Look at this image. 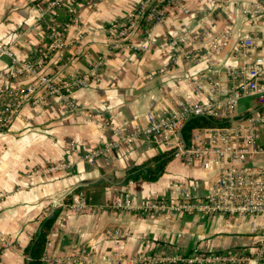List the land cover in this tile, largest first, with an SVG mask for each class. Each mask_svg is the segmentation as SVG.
Wrapping results in <instances>:
<instances>
[{
    "label": "crops",
    "instance_id": "1",
    "mask_svg": "<svg viewBox=\"0 0 264 264\" xmlns=\"http://www.w3.org/2000/svg\"><path fill=\"white\" fill-rule=\"evenodd\" d=\"M47 1L0 0V47L10 52H0V72L6 73L0 86L24 87L31 81L28 73L14 79L8 72L38 56L50 27L64 31L65 46L39 72L59 84L85 75L100 58L99 75L71 91L70 104L54 93L25 102L11 125L0 131V236L10 243L0 248V264H25V248L53 211L42 264H168L161 258L175 253L247 252L263 216L142 208L152 197L177 199L184 192L204 196L214 171L170 157L156 179L123 182L128 168L169 147L157 137L143 136L132 144L110 143L116 139L114 130H141L148 113H173L202 100L193 80L208 87L217 78V66L203 54V41L225 27L233 38L251 29L264 32L260 21L245 15L264 0H215L221 8L188 0L152 28L146 23L131 32L126 40L143 49L128 46L111 53L113 32L141 0H62L42 16ZM195 32L202 41L187 39ZM173 38L175 44L170 43ZM229 51H222L221 61L237 65ZM244 108L241 102L238 110ZM97 148L103 151L91 160L79 159ZM77 193L85 198L81 212L69 207ZM123 196L131 207L114 208Z\"/></svg>",
    "mask_w": 264,
    "mask_h": 264
},
{
    "label": "built area",
    "instance_id": "2",
    "mask_svg": "<svg viewBox=\"0 0 264 264\" xmlns=\"http://www.w3.org/2000/svg\"><path fill=\"white\" fill-rule=\"evenodd\" d=\"M206 1L215 4V0ZM61 2L62 0H48L42 9V16ZM187 2L188 0H141L128 13L127 19L116 27L107 53L128 46L134 50L143 49L142 45L135 46L126 40L131 32L146 23L152 28L166 19L173 9L180 10ZM216 5L215 8L222 7ZM245 15L264 25V2H258L245 11ZM187 39L202 41L203 36L195 32ZM176 42L177 39L173 38L170 43ZM64 46V31L50 27L48 42L38 56L8 72L14 79L21 73H28L31 81L24 87L0 86V131L11 125L14 115L25 102H36L45 94L54 93L70 104L68 94L71 91L86 86L90 80H97L100 58L92 63L85 75L59 84L39 72L47 58ZM202 48L203 54L210 57L211 64L217 66V78L209 80L208 87L199 79H192L195 92L198 95L202 92L203 99L191 105H182L177 112L158 116L148 113L141 130L129 133L114 130L116 139L110 146L132 144L140 136L147 139L157 137L171 149L172 157L182 159L187 164L197 163L203 170L215 172L204 196L196 197L184 192L177 199L152 197L142 204L145 210L264 217V32L251 29L233 38L231 28L225 27L218 35L203 41ZM226 48H229L230 56L238 59L237 65L221 61L220 54ZM0 52L10 54L5 47H0ZM5 75L6 73L0 72V78ZM202 78L204 79L203 76ZM241 102L245 105L243 111L238 110ZM81 113L89 117L88 112ZM191 114L210 115L230 123L196 129L190 141L184 143L180 137V128L185 118ZM102 151V148H97L91 154H79L78 157L91 160ZM112 206L120 209L131 207L127 196L118 198ZM69 207L74 212L83 211L86 208L83 194H75ZM253 231L257 232L258 237L247 252L239 253L229 249L209 253L195 252L189 256L175 253L161 259L168 264H243L250 260L264 264V223L254 227ZM7 245L10 243L0 236V248ZM43 260H46L44 256Z\"/></svg>",
    "mask_w": 264,
    "mask_h": 264
},
{
    "label": "trees",
    "instance_id": "3",
    "mask_svg": "<svg viewBox=\"0 0 264 264\" xmlns=\"http://www.w3.org/2000/svg\"><path fill=\"white\" fill-rule=\"evenodd\" d=\"M229 123V121L210 115L191 114L185 118L180 128V137L184 143H188L190 141L192 131L195 129ZM170 157H172L171 149L165 153L156 155L144 164H137L128 168L124 173L123 182L137 179L150 181L156 179L163 171L165 162ZM55 213L56 211H53L50 216L43 218L40 222L36 233L25 248V264H42L47 233L53 223Z\"/></svg>",
    "mask_w": 264,
    "mask_h": 264
}]
</instances>
